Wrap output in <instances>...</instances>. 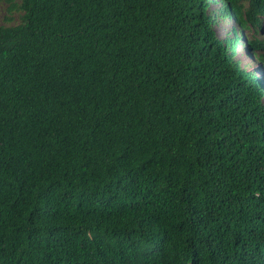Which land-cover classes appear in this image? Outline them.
<instances>
[{"label": "trees", "instance_id": "16d2710c", "mask_svg": "<svg viewBox=\"0 0 264 264\" xmlns=\"http://www.w3.org/2000/svg\"><path fill=\"white\" fill-rule=\"evenodd\" d=\"M213 1L8 0L0 264H264V0Z\"/></svg>", "mask_w": 264, "mask_h": 264}, {"label": "rangeland", "instance_id": "374dc122", "mask_svg": "<svg viewBox=\"0 0 264 264\" xmlns=\"http://www.w3.org/2000/svg\"><path fill=\"white\" fill-rule=\"evenodd\" d=\"M219 4L215 0L210 3L209 10H217ZM8 7V0H0V23H5V16L7 14L6 8ZM18 21V17L16 15L13 16V23H16ZM234 26V22L232 19H219L216 24L215 28L218 32V34L221 37H224L227 35V32L231 29V27ZM236 59H238L242 65L248 66L249 68H253L254 70L258 71V64L256 63V60L247 52L246 46H244V41L241 40V45L238 48ZM258 74L260 77H263L262 71H258Z\"/></svg>", "mask_w": 264, "mask_h": 264}]
</instances>
